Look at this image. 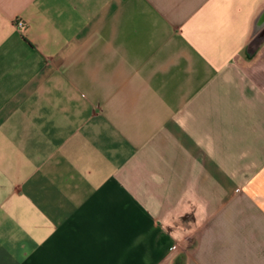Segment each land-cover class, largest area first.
I'll return each mask as SVG.
<instances>
[{
    "label": "crops",
    "instance_id": "0c3cea01",
    "mask_svg": "<svg viewBox=\"0 0 264 264\" xmlns=\"http://www.w3.org/2000/svg\"><path fill=\"white\" fill-rule=\"evenodd\" d=\"M263 11L0 0V264H264Z\"/></svg>",
    "mask_w": 264,
    "mask_h": 264
},
{
    "label": "water",
    "instance_id": "95a60500",
    "mask_svg": "<svg viewBox=\"0 0 264 264\" xmlns=\"http://www.w3.org/2000/svg\"><path fill=\"white\" fill-rule=\"evenodd\" d=\"M264 39V11L257 21L256 31L250 49H254Z\"/></svg>",
    "mask_w": 264,
    "mask_h": 264
},
{
    "label": "built area",
    "instance_id": "2783aa9c",
    "mask_svg": "<svg viewBox=\"0 0 264 264\" xmlns=\"http://www.w3.org/2000/svg\"><path fill=\"white\" fill-rule=\"evenodd\" d=\"M16 26L18 27V28H23L24 27V22L22 21V20H17L16 21Z\"/></svg>",
    "mask_w": 264,
    "mask_h": 264
},
{
    "label": "rangeland",
    "instance_id": "374dc122",
    "mask_svg": "<svg viewBox=\"0 0 264 264\" xmlns=\"http://www.w3.org/2000/svg\"><path fill=\"white\" fill-rule=\"evenodd\" d=\"M181 259H182V262H181V260H180L179 264H182V263L184 262V259H185V258L182 257ZM183 264H184V263H183Z\"/></svg>",
    "mask_w": 264,
    "mask_h": 264
},
{
    "label": "trees",
    "instance_id": "16d2710c",
    "mask_svg": "<svg viewBox=\"0 0 264 264\" xmlns=\"http://www.w3.org/2000/svg\"><path fill=\"white\" fill-rule=\"evenodd\" d=\"M257 18H258V17H257ZM257 18H256V19H257ZM253 34H254V30H253Z\"/></svg>",
    "mask_w": 264,
    "mask_h": 264
}]
</instances>
